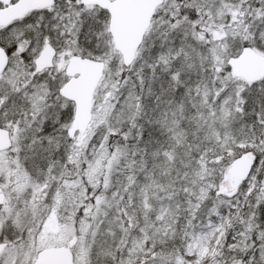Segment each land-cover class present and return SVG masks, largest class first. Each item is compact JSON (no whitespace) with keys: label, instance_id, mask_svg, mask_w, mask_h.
I'll use <instances>...</instances> for the list:
<instances>
[{"label":"snow or ice","instance_id":"snow-or-ice-1","mask_svg":"<svg viewBox=\"0 0 264 264\" xmlns=\"http://www.w3.org/2000/svg\"><path fill=\"white\" fill-rule=\"evenodd\" d=\"M0 264H264V0H0Z\"/></svg>","mask_w":264,"mask_h":264}]
</instances>
